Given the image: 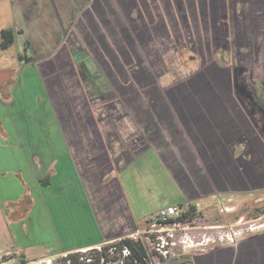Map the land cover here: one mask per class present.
<instances>
[{
	"label": "crops",
	"instance_id": "obj_1",
	"mask_svg": "<svg viewBox=\"0 0 264 264\" xmlns=\"http://www.w3.org/2000/svg\"><path fill=\"white\" fill-rule=\"evenodd\" d=\"M68 4L69 40L44 61L52 76L44 62L36 70L45 115L36 110L32 130L21 120L7 131L20 139L29 129L32 145L0 146V231L10 228L14 244L0 256L34 261L147 228L177 204L134 210L129 176L141 161L145 170L156 162L178 186V204L264 189V111L255 101L264 80V0ZM9 30L15 40L24 34ZM220 51L233 60L216 57ZM255 238L238 259L228 247L195 264H258L250 256L264 254V233Z\"/></svg>",
	"mask_w": 264,
	"mask_h": 264
},
{
	"label": "rangeland",
	"instance_id": "obj_2",
	"mask_svg": "<svg viewBox=\"0 0 264 264\" xmlns=\"http://www.w3.org/2000/svg\"><path fill=\"white\" fill-rule=\"evenodd\" d=\"M69 1L0 0V31L1 29L14 28L24 30V34L17 35L15 43L10 48L4 50L0 46V101L5 106V108L0 106V114H2L0 117V146L11 147L15 150L21 146L32 145V139L27 138L26 134L29 129L21 128L24 132L21 133L20 139L11 138L7 131H12L11 125H14V122H17V125L21 127V120H26V125L27 121L30 122L27 127L31 125L32 130L35 128L37 120L36 110L41 112V115L45 113L46 108L44 109L38 99H41L40 97L44 96L47 91L44 90L40 82L42 81L41 75L36 74V70L41 62L49 60L50 56L69 40L71 20L68 12L72 11L68 4ZM219 55L233 60L226 51H220L216 57ZM48 65L47 62L42 63L43 68L48 70V72L45 71V76L49 80L52 74H49ZM173 70L176 71L175 67ZM61 75L63 76V74ZM61 75L58 74V76ZM257 92L264 100L262 81L258 83ZM74 109L78 113L84 112V107L80 105ZM21 115L22 118H20ZM155 163H150L149 166H154L156 169L140 168V166H144L141 161L138 165L136 164V169L133 167L131 172L129 171V182L137 192L134 194L137 200L135 199L132 203L135 211L140 210L145 213L152 203L159 206L178 204L182 198L178 186L166 176L161 167L157 168ZM11 173L19 180L23 178L17 171ZM8 174L9 172L4 173L6 177ZM27 183L25 186L29 188L30 185ZM195 203H199L198 215L185 220L184 226L188 227L186 232L198 241L210 242L207 245L203 244L198 250H179L176 256L167 261H162L154 256L153 264H191L190 262L185 263V261L191 259L192 254H214V252H219V249L228 247L234 249L237 257L242 254V243L253 244L256 241L255 237L264 233V214L260 217L253 216L258 213V209H264V189L250 193L216 194V196L202 198L191 204ZM27 205V202L23 204L25 207ZM4 206L7 210L12 209V206L7 203ZM17 214L13 211L12 214L4 213L2 227L6 228L5 220L11 227ZM9 233L10 228H6L3 232L0 231V252H4L8 246L14 245ZM136 235L137 232L110 242L121 243L125 238L135 242L136 240L131 237ZM231 235L234 239L233 244L230 240ZM221 237H224V240H221ZM66 253L31 261L25 254L11 252L0 256V264H57L62 261V257ZM250 257L257 259L258 255L255 250L254 255ZM22 261L26 263H22ZM223 262L225 261L223 260Z\"/></svg>",
	"mask_w": 264,
	"mask_h": 264
},
{
	"label": "built area",
	"instance_id": "obj_3",
	"mask_svg": "<svg viewBox=\"0 0 264 264\" xmlns=\"http://www.w3.org/2000/svg\"><path fill=\"white\" fill-rule=\"evenodd\" d=\"M191 206L197 209L199 203L193 205L186 202L160 209L149 219L147 228L131 237L136 240L132 245L121 241L77 249L74 253L64 254L62 258L67 259L66 262L57 264H74L70 255H75L76 264H94L97 257L100 258V264H153L154 256L167 261L176 256L179 250H198L210 241H198L186 232L188 227L184 226L186 221L181 217ZM221 240H224V237H221ZM230 240L233 244V235Z\"/></svg>",
	"mask_w": 264,
	"mask_h": 264
},
{
	"label": "trees",
	"instance_id": "obj_4",
	"mask_svg": "<svg viewBox=\"0 0 264 264\" xmlns=\"http://www.w3.org/2000/svg\"><path fill=\"white\" fill-rule=\"evenodd\" d=\"M15 42V35H14V32L12 30H9V29H4L1 31V43H0V46L2 49H8L10 48ZM263 84H264V80H263ZM256 103L258 104V106L264 111V100L262 98H259L257 97L255 99ZM264 214V209H258V213L256 214H253V216H256V217H260ZM198 215L197 213V209L195 206H191L190 209L183 214V216L181 217L182 220H187V218H194ZM255 217V218H256ZM124 243L126 244H129V245H132L133 244V241L128 239V238H125L122 240ZM203 253H196V254H192L190 256L191 259H187V261H185V263H191V264H195V258L197 255H201ZM241 255L237 256V259L240 258ZM264 256V254L260 257L259 261L257 259L256 262L258 264H260V261L262 260V257ZM70 258H72L74 264H76V257L75 255H70ZM236 259V260H237ZM67 259H62V261L66 262ZM22 263H26L24 261H22ZM94 264H100V258L97 257L96 261Z\"/></svg>",
	"mask_w": 264,
	"mask_h": 264
}]
</instances>
